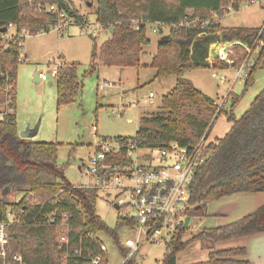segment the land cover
<instances>
[{
	"label": "trees",
	"instance_id": "16d2710c",
	"mask_svg": "<svg viewBox=\"0 0 264 264\" xmlns=\"http://www.w3.org/2000/svg\"><path fill=\"white\" fill-rule=\"evenodd\" d=\"M233 0H96V20L110 31L111 37L104 40L97 50H92L90 71L101 63L120 68L141 66V54L151 39L147 25L139 28L134 21L165 22L170 25L168 34L158 41L157 52L151 65L155 77L176 75L175 85L161 99V109L143 113L138 128L131 138L141 148H163L172 141L193 145L205 140L206 160L194 173L190 193L194 203L193 213H201L207 203L237 192L264 191V87L252 100L243 114L237 117L234 108L241 94H231L229 110L215 103V98L195 86L183 74L200 66L229 68L236 62L216 58L214 61L198 62L192 58L195 40L212 36L219 45L238 42L252 51L260 46L254 63L248 68L243 93L255 81V72L264 66V22L261 26L223 25L215 15L225 14L223 7ZM240 2L242 0H236ZM57 3L73 14L76 22L84 20L69 0H0V29L9 22L17 31L24 27L30 34L49 31L57 15L43 10L42 4ZM93 7V5H89ZM197 23L189 26L182 21ZM180 24V25H179ZM22 39L17 36L8 46H0V87L5 76L11 77V110L0 118V212L16 213V221L9 225V245L5 256L0 255V264H19L14 254H21L26 264H85L90 250L99 251L102 239L97 234L105 233L113 240L120 252L125 254L118 234L124 224L118 218L114 227L109 226L96 212L98 192L95 188L75 186L64 174L58 163L59 143L28 141L18 134L17 127V70L20 64ZM239 46V45H238ZM57 104L72 102L81 88L78 65L64 61L56 76ZM242 93V94H243ZM6 93L0 89V102ZM226 112L231 123L223 136L209 139L211 126L218 113ZM126 150L117 155H107L106 161L122 159ZM12 171L17 175L11 177ZM15 185L21 195L9 199V184ZM66 212L73 227L72 246L83 237V258L74 255L62 256L57 239L60 228L48 215ZM59 216V215H58ZM264 205L234 221L201 229L191 239H184L186 228L180 227L173 239L165 245L161 264H176V255L191 240L206 239L212 243L250 236L264 231ZM92 234L93 236H90ZM247 253L244 245L212 249L205 260L188 264H250L243 258ZM106 258L100 264H106ZM131 264H139L136 258Z\"/></svg>",
	"mask_w": 264,
	"mask_h": 264
},
{
	"label": "rangeland",
	"instance_id": "374dc122",
	"mask_svg": "<svg viewBox=\"0 0 264 264\" xmlns=\"http://www.w3.org/2000/svg\"><path fill=\"white\" fill-rule=\"evenodd\" d=\"M69 1L72 2L77 13L85 18L84 20L96 21V0ZM90 1L93 7L88 5ZM215 18H219L223 25L261 26L264 22V8L257 3H243L238 9L230 10L221 17L215 15ZM146 25L151 41L144 46L139 69L122 70L119 67L100 63L96 70L90 71L92 50L94 48L98 50L102 42L110 38L112 33L106 29L99 33H90L80 22H72L62 31L51 27L49 31L29 34L24 39L20 58L26 56L27 60H21L17 70L18 134L28 141L59 143L58 163L63 166L65 176L73 184L85 182L79 168L90 155L94 154L96 144L101 137L114 139L117 136H134L140 115L160 110L162 96L175 85L176 75L156 78V70L151 65L152 58L157 52L158 41L168 34L170 27L162 26L160 30L154 31L153 25L156 24ZM248 50L245 44H238L236 41L225 45L215 42L211 45L209 61H214L216 58L225 62L234 60L235 66L226 69L200 66L186 71L183 75L191 79L195 86L206 94L221 101L226 98L222 107L227 111L231 104V94H241L234 108L235 115L239 117L264 87V66L257 69L254 83L244 93L245 80L236 78L239 72L238 66L244 62L249 53L252 54L254 63L260 46H256L253 51ZM53 58L56 61L77 63L81 80V88L75 99L61 106L57 104L55 78L50 76V70L54 66L51 61ZM197 58L200 61L203 59V57ZM36 70L44 72L48 78L35 82ZM212 72L226 75V82H221L218 77L212 75ZM103 81L107 84L101 87ZM150 91L154 93V97H149ZM94 125L97 126L96 133L93 129ZM230 125L227 113L219 112L211 126L208 140L223 136ZM27 130H33V133L24 136L23 133ZM16 175V171H12L11 177ZM20 195L17 187L10 183L8 198L18 199ZM114 199L115 192L110 194L100 192L96 201V212L111 227L115 226L118 219V210L113 204ZM218 203L217 200L210 201L201 213L191 215L189 226L184 232V239H191L201 229L217 226L233 218L217 214L216 210L221 206ZM118 234L121 240L136 235L134 230L126 226H121ZM100 235L108 246V264H119L122 259L119 248L111 237L104 233ZM248 241L245 236L218 243L196 238L179 250L176 264L205 260L212 249L244 245ZM251 243L253 246L255 242ZM164 252V243H146L136 254V259L140 264H161ZM142 255L145 257L141 258ZM253 262L256 264L255 259Z\"/></svg>",
	"mask_w": 264,
	"mask_h": 264
},
{
	"label": "built area",
	"instance_id": "2783aa9c",
	"mask_svg": "<svg viewBox=\"0 0 264 264\" xmlns=\"http://www.w3.org/2000/svg\"><path fill=\"white\" fill-rule=\"evenodd\" d=\"M243 3H257L264 8V0H242L240 2L233 0L224 6L223 10L228 13L230 10L238 9ZM42 6L43 10L57 15L55 21L51 22L52 28L62 31L76 21L73 14L57 3H45ZM216 19L219 20V18ZM197 21V19H193L192 21H182L180 24L189 26L191 23H197ZM143 23L156 24V26L153 25L154 31L160 30L162 26L170 27L165 22H144L141 19L135 20L134 26L139 28ZM80 24L87 27L90 33H99L104 30L103 24L97 20L94 22L89 21V19L82 20ZM4 27V31L0 29V46H8L11 41L20 36L22 39L18 43L22 48L25 37L30 34V29L24 27L21 31H17V27L13 22H9ZM246 47L249 50L251 49L247 45ZM251 55L249 53L244 62L238 66L239 72L236 78L246 79L248 68L253 64ZM208 56L207 60H209ZM19 59L20 61L27 60V57L25 56L22 59L19 57ZM52 62L54 66L50 70V76L56 78L58 68L64 61L53 60ZM212 75L218 77L221 82L227 80L226 75H219L217 72H212ZM47 78L48 76L44 72H39L40 81ZM106 84V81H103L101 87ZM12 88L11 77L7 75L0 87L6 93L5 99L0 102L1 115L11 110V97L8 93ZM149 97H154L152 91H150ZM225 101L226 98H223L222 101L215 98V103L219 108L223 106ZM93 129L96 133L97 126L94 125ZM205 144L203 138L193 145L172 141L163 148H141L131 138L117 136L114 139L107 137L99 139L94 154L90 155L79 168L85 182L75 183L74 185L95 188L98 195L100 192L106 194L115 192L113 204H118L116 208L118 210L117 218L124 220L122 227L126 226L136 233L135 237H126L121 240L126 252L125 254L121 252L122 259L119 264H131L140 248L146 243H164L166 245L173 239L179 228L183 227L186 217L194 214L190 185L195 171L207 158ZM120 149L126 150L124 158L118 160L114 157L113 161H106L107 155L116 156ZM16 219V213L13 211L9 210L7 212L6 219L1 218L0 212L1 256L6 255L10 236L9 225L15 222ZM48 219L52 223L57 222V226L60 228L57 244L59 249L62 250V256L74 255L83 258V237H80L81 241L78 245L73 247L71 243L73 227L69 221V215L66 212L58 214L57 211L49 214ZM97 235L102 239L99 251L90 250L88 256L85 257V264H100L104 258L107 259L106 264H108L107 243L100 233ZM90 236L93 235L90 234ZM144 257L141 256V258ZM14 259L19 261V264H26L21 254H14Z\"/></svg>",
	"mask_w": 264,
	"mask_h": 264
},
{
	"label": "crops",
	"instance_id": "0c3cea01",
	"mask_svg": "<svg viewBox=\"0 0 264 264\" xmlns=\"http://www.w3.org/2000/svg\"><path fill=\"white\" fill-rule=\"evenodd\" d=\"M53 60L54 58L51 61ZM197 60L200 61L198 58ZM202 61L204 60L202 59ZM120 69L124 70L125 68H120ZM137 69H139V67ZM17 97H18V90H17ZM29 131L30 133H33L32 132L33 130H29ZM216 200L219 202L218 204L221 205L219 206V208H217L218 210H216L217 211L216 213L219 215H227V217L228 216L233 217L230 220H227V222H225L228 223L257 210L259 207L264 205V191L237 192L227 196H223ZM225 223H220V224H225ZM245 238L246 240L249 241L248 243L247 242L244 243V246H246L247 248V253L246 255L243 256V258L248 259L250 261V264H255L253 262V259H255L256 264H264V231L250 236H245ZM251 242H255L253 243V246H251L252 244Z\"/></svg>",
	"mask_w": 264,
	"mask_h": 264
},
{
	"label": "water",
	"instance_id": "95a60500",
	"mask_svg": "<svg viewBox=\"0 0 264 264\" xmlns=\"http://www.w3.org/2000/svg\"><path fill=\"white\" fill-rule=\"evenodd\" d=\"M91 4H92L91 1L88 2V5H91ZM1 30L4 31L5 30V27H2ZM110 31L112 32L113 30L111 29ZM213 39H214V37H212V36H206V37H204L202 39L195 40L193 42V44H192V48H193L192 58L194 60L198 61L197 60V57H203V60L204 61H202V63L203 62H207V59L206 58H207V56L209 54L210 47H211V43H212L211 41ZM198 62H201V61H198ZM34 81L35 82H39L40 81V79H39V72L37 70L34 72ZM30 134L31 133H30L29 130H27L26 133L25 132L23 133L24 136H28ZM114 206H115V208H117L118 207V204L115 203ZM190 219H191V216L190 215L186 217V219H185V221L183 223V228H187L189 226Z\"/></svg>",
	"mask_w": 264,
	"mask_h": 264
}]
</instances>
